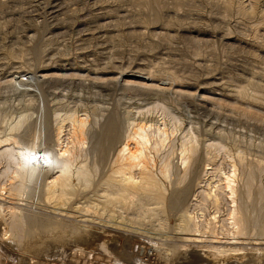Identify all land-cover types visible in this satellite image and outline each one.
Here are the masks:
<instances>
[{"label":"rangeland","instance_id":"1","mask_svg":"<svg viewBox=\"0 0 264 264\" xmlns=\"http://www.w3.org/2000/svg\"><path fill=\"white\" fill-rule=\"evenodd\" d=\"M133 75L161 86L126 84ZM70 116L83 119L87 132L75 134ZM163 132L176 162L194 133L205 157L200 168L214 156L220 172L240 180L251 162L264 183V0H0V192L7 201L0 204L40 220L16 244L2 209L0 264H192L169 245L189 243L166 238L176 232L178 209L146 183L165 159L164 147L163 158L152 149ZM105 139L111 148L100 150ZM128 141L137 157L122 163L146 184L119 191L104 180ZM49 145L56 155L81 156L64 172L72 189L59 186L55 197L46 184L67 165L52 159ZM82 168L92 174L89 184ZM116 221L127 230L104 225ZM58 225L74 230L48 231ZM255 260L215 264H261Z\"/></svg>","mask_w":264,"mask_h":264},{"label":"bare ground","instance_id":"2","mask_svg":"<svg viewBox=\"0 0 264 264\" xmlns=\"http://www.w3.org/2000/svg\"><path fill=\"white\" fill-rule=\"evenodd\" d=\"M44 78H45V75H44ZM44 78L41 77V79H44ZM123 80L126 84H132V83H138L139 84L140 83L143 85L146 84L148 86L152 85L151 87H154L157 89H158V87L161 86V83L156 82V80L154 78L148 77V76L143 77L140 75H133V76H131V78H124ZM26 81H28V80H26ZM162 89H166V88L163 87ZM177 91L179 92L181 90L176 89V92ZM196 93L193 95L198 96V94H196ZM70 117H71V123L73 125L72 129H74L75 134L79 135L81 133H84L86 122L83 119L78 118L76 116H70ZM25 120H27V119H24V120L22 119L21 122L24 123ZM37 121H39V120H37ZM37 121H35V122H37ZM37 124H38V122H37ZM40 124H41V122H40ZM35 127H36V123H35ZM17 129H18V127H17ZM42 129H43V127H42ZM34 130H36V128ZM37 130H39V129H37ZM39 131H41V129ZM42 131H44V130H42ZM53 131H51V132H53ZM85 132H87V131H85ZM45 133L50 134L48 131ZM45 133H43V134L45 135ZM104 133H105V131H104ZM55 134H57V133H55ZM85 134H87V133H85ZM34 135H36V134H34ZM53 135H52V137H50V138H52L51 141L55 140L54 136L56 137V135H54V136ZM12 136L14 137L13 134H12ZM45 136H47V135H45ZM17 139H20V138L18 137ZM39 139H40V135H39ZM43 139H46V137H43ZM56 139H57V137H56ZM187 139H188V137H187ZM187 139L185 141V144H188V145H184L182 147V150H183L182 152L183 153L185 152L187 154V156L181 158V160H180L181 163L176 162V160H175L176 157L174 158V156H175L174 150H176V148L174 150H173V148L169 149L170 147H168V145H167L168 150H170V151H168V152L166 151L165 147H166L167 138H166V135L164 134V132L161 134V136L158 138V140L156 139L154 145L152 146V149L157 152V153L156 152L152 153V154H154V156H156L159 152L161 153L162 150H164L163 149L164 145H165L164 151L166 152V154L165 155L162 154L163 157H165V159H163L162 162L160 164H158V165H160V167H158V168L156 167L154 172L149 173V174L152 173V175L149 176V177H151L150 181H147L146 183H148V185L150 187L147 185L146 186H147V188L148 187L152 188V190H154L156 192L158 199H159V195H161V194L166 195V193H167L168 195L166 196L165 200L169 202V205H171V208L173 210L178 209V215H177L178 216V227L175 229L177 233L176 232L172 233L173 235L168 236L166 238L169 240H176L179 242L189 243V244H184V245H174V244H169V245H171L173 248L176 247V250H178V249L185 250L186 254L188 256H190L189 259H190V262L192 264H208L209 262H210L209 264H211V262H213V264H215L219 261H225L228 258L235 259L237 261V259L244 258V257L245 258L251 257L252 259H256L259 263L264 264V183H262L263 181L262 182H260L259 180L257 181L258 172L262 171V169L259 168L258 166H256L254 163H251V162H248L246 164L244 163L243 167H242L244 169L242 171L243 172V176H242L243 178L241 177L240 180H237V179H235L236 172H233V174L224 173V172H220V169L218 167H217L218 169L215 167L216 166V164H215L216 160H215L214 156H211L209 158V160L207 161V163L200 168L199 161H201L200 159H202V157H204V156H202L201 158H199V156H198L200 154L199 153V140L194 133H192V137L190 136L189 140H187ZM49 141L50 140H48L47 142H49ZM106 141L107 140L105 139L104 142H101V144L99 146L100 150L101 149L104 150L105 148H107L108 147L107 145H110V146L112 145V144H109L108 142L106 143ZM40 142H42V141L40 140ZM44 142H46V141H44ZM58 143H59V140H58ZM174 143H172V144H174ZM182 143H184V140ZM47 144L48 143H46L45 146L44 145L43 146L46 147ZM74 144H76V143H74ZM172 144L170 142L169 145H171V147H172ZM53 145H54V143H53ZM53 145L52 146L49 145V146H51V149L49 146H47V151L51 150L50 154L52 156V159L54 156H56L57 160H59L60 162H63L64 166L71 165L70 163L75 164L77 158H79V159L81 158V156L76 151H75L76 153L73 154L71 157H68V155L65 152H59V154L57 152L58 155H56V153H54V149L52 148ZM110 146L107 149L111 148ZM129 146H130V143L128 141L126 144H124L123 147L120 148L119 151H117L118 154H116V156H114L115 160L113 161L115 163H112L114 166L111 169V171L107 174V176H105L106 178L104 180V183H106L108 186H110L111 188L112 187L116 188L119 191L128 185L132 186V187H134V186L138 187L139 186V188L140 187L144 188V186L146 184V183L145 184L139 183L140 181L138 182L136 180V178H134L135 175L132 176L131 174L128 173V171H126L125 162L122 163V160L126 157V155L127 154L129 155L132 153V152H130L131 150H130ZM152 149H150V150L153 151ZM10 151H12V148ZM47 151H45V152H47ZM176 151H178V150H176ZM17 152H19V151H17ZM80 152H81V150L79 151V153ZM3 153H4V151H3ZM155 153H156V155H155ZM12 154L14 155L13 151H12V153L9 154L10 157H13ZM134 154H136V153H134ZM81 155H83V154L81 153ZM136 155H138V153ZM162 155H161V157H162ZM47 156H50V155H47ZM130 157L135 159L137 156L134 157V155L132 153L130 155ZM158 157H160V156H158ZM204 158H203V160L206 161L207 158L206 159H204ZM237 158H239V157H236V159ZM240 159H239V161L243 163V161ZM50 160H51V158H50ZM126 160H128V159H126ZM123 161H125V160H123ZM232 161H233V159H232ZM187 162H188V164H190L192 162V165H190L189 168H188V165L186 164ZM82 164L84 165V163H82ZM185 164L187 165V168L182 166ZM202 164H203V162H202ZM93 165H94V167L92 166L93 171H95V172L99 171L100 164L95 162V163H93ZM46 166L45 167L43 166V169H45ZM67 166L63 167L64 168V169L62 168L63 170L59 169V170H61L60 175H57L55 177H51L49 182L46 184V186H47L46 191H48L51 195L56 194L58 190H59L58 192H61L60 189H58L59 186L61 187V189H64L65 186L70 187V186H68V183H69L68 178L64 174V172L68 174L67 169H69V166H68V168H67ZM73 166H71V167H73ZM127 167H129V166H127ZM124 168H125L126 172H124ZM47 170L48 169H46L45 171H47ZM69 170H71V169H69ZM73 170H74V167H73ZM78 170H79V168H78ZM147 174L148 173L145 174L144 179H143V176H140V178L142 180L149 178L148 176H146ZM70 175H71V173H70ZM91 175H92L91 172L88 170H85L84 168H82V170L80 171V176H82L84 178V180H86L87 182L89 181ZM239 176H238V178H239ZM20 180H22V179H20ZM222 181H224V182H222ZM21 183H22L21 185H24L23 182H21ZM89 183L90 182H88V184ZM14 188L15 187H13V189ZM20 188H21V186H20ZM70 188L72 189V187H70ZM191 190H193V192L191 194H188L191 192ZM1 192H0V200L6 201V199L3 197L4 195H2ZM69 193H71V192H69ZM118 193H120V192H118ZM111 194H113V193H111ZM107 195H109V194H107ZM114 195H117V194L114 193ZM114 195H113V197H114ZM48 197L49 196L47 195V198ZM54 197H55V195H54ZM113 197L111 199L114 200ZM47 198H46V200H47ZM65 198H66V196H65ZM59 200H61V198H59ZM113 200H112V202H113ZM186 200H187V202H188V200H191L193 203V206H195V207L192 209L191 208L190 209L185 208L183 203L186 202ZM53 201H55V200H53ZM57 202H58V200H57ZM13 203L18 204L15 202H13ZM63 205L65 206V204H63ZM202 205H203V207H202ZM15 206H13V205H7L6 206L5 204H0V216L4 219L5 216L2 215V212H3L2 209L7 208L9 217L7 218V220H5V222L10 225V230L13 231L12 238L11 237L10 238L14 243L20 244V242L23 241L25 238V226L28 223H31V222L37 223L40 220H39V217L36 215H24V214L22 215L21 213L19 214L18 213V207L16 208ZM204 207L209 208L210 211H206ZM198 208H199V210H197ZM58 209H61V208H58ZM19 212H20V210H19ZM69 213L70 212L66 211V212H62L61 214H66L67 216H71V214H69ZM113 216L114 215H112L111 217H113ZM81 221L92 222L94 220H92V219L90 220V218L88 219V218H84L82 216ZM41 222H42V220H41ZM110 222H112V221H110ZM104 225L109 226V227L111 226V227L119 228V229H121V228L126 229V228L121 226V222H119V221H116L114 223L106 222V223H104ZM49 228H50L49 230L47 229L49 232H52L54 230H55L54 232H56V230H61L64 233V235H66V236H68L67 234H71L72 230H74V228L71 229L68 226H59V225L58 226H52ZM44 229H46V228H44ZM7 231H9V230H7ZM199 243H203V244H199ZM253 262H254V260H253Z\"/></svg>","mask_w":264,"mask_h":264}]
</instances>
